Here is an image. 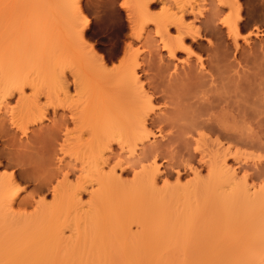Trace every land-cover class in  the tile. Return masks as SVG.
<instances>
[{"label":"bare ground","instance_id":"obj_1","mask_svg":"<svg viewBox=\"0 0 264 264\" xmlns=\"http://www.w3.org/2000/svg\"><path fill=\"white\" fill-rule=\"evenodd\" d=\"M52 1L50 7L60 6V12L63 10L68 16L64 26L69 27L73 37L84 39V28L80 25L86 27L88 20L79 22L81 0H58V4ZM194 1L175 0V6L172 5L175 11L152 18V29L147 26L150 22L147 10L153 0L135 3L137 12L127 7L134 18L131 22L138 27L132 40L134 36L136 40L141 37L142 49L132 50L130 40L124 58L113 68L108 69L105 59L92 47L83 52L81 48H87V43L82 40L77 42L81 53L73 54L77 57L70 55L80 66L70 62V56L65 60V55H60L61 46V52L51 53L58 50L56 41L40 46L41 52L44 47L50 53H41L45 62L41 56L43 65L40 64L42 70L37 77L41 82L43 79L53 82L55 89L60 88L64 95L68 87L64 69L71 64L76 66L72 83L77 86L82 76L81 65L89 68L91 101L86 108L90 105L87 111L90 116L88 138L82 145L90 159L87 163L93 164L95 170L90 179L83 176L75 184H71L67 173L63 174V181L52 188L51 205L34 215L16 211L19 192L15 176L0 174V264H186L191 256L187 252L190 233L195 231L192 228L211 210L222 215L221 221L226 217L220 225L225 232H235L231 241L235 246L225 241L229 246L225 248H231L222 249L221 256L215 258L209 253L204 257L199 246L196 252L201 251V255L192 254L193 257L197 254L196 263L264 264V153L248 152H264V0H249L246 7H241L239 0ZM31 2L28 8L25 2L24 9H29ZM163 2L170 4V0ZM188 14L194 20L186 21ZM56 15V18L51 15V20L58 19L59 14ZM136 15L140 19L146 15V20L140 22ZM55 20L49 22L51 30L61 24ZM221 27H225L230 46ZM171 28L174 33L169 32ZM7 29L5 32L6 27L0 26L3 34H11L8 38L0 36V42L12 38V44L20 33L11 37L16 26ZM259 36L263 37L258 39ZM239 38L243 44H239ZM8 42L1 43L4 47L0 44V111L8 109V99L15 93L17 105L27 99L30 104L27 107H41L37 103L39 78L36 81L26 75L27 78L19 71L17 78L11 73L13 44L9 43L8 48ZM6 47L11 53L4 50ZM3 51L7 53L3 55ZM181 52L184 57H177ZM26 86L32 87L31 96L25 95ZM83 108L86 109L84 106L68 114L71 121L75 123L82 118ZM13 109L7 121L24 135L30 131V125L38 126L45 117L44 112H35L27 121L29 113ZM5 115L4 111L0 117L3 119ZM2 119L0 140L10 131ZM67 121L64 115L62 124L67 126ZM55 139L43 141L44 155L55 152ZM3 142L14 147L9 139ZM114 144L119 146L117 156H126V162L131 160L136 169L129 182L116 174L114 166H121V161L109 167L107 173L104 171L103 165L116 152ZM23 148L34 149L28 145ZM18 150H10L9 154L15 155L13 160L20 165V159L29 153ZM58 150H67L66 144L60 143ZM157 157L174 160L177 166H188L193 179L187 184L177 181L176 186L159 188ZM227 157L243 164L244 172L227 165ZM194 160L201 169H206L205 175L200 176L199 167L192 164ZM93 180L96 187L90 190V200L83 205L81 194L87 189L85 183L92 184ZM41 202L38 200L36 206H44ZM133 224L140 230L132 232ZM227 255L231 261L223 260V256L229 259Z\"/></svg>","mask_w":264,"mask_h":264},{"label":"rangeland","instance_id":"obj_2","mask_svg":"<svg viewBox=\"0 0 264 264\" xmlns=\"http://www.w3.org/2000/svg\"><path fill=\"white\" fill-rule=\"evenodd\" d=\"M21 1H23V0H0V20H1L0 26L3 25V27H6L5 32H7V30H8L7 27H12V26L14 27V25H15L16 29L15 30L13 29L14 32H12L11 37L16 36L19 33L21 34V35L19 34V37H18V35L16 36L17 41L15 40V42H12L13 45L10 42V40H12V38L9 39V42H8V39H7V41H5L6 39H3L2 42H0V44L2 43L4 45H6V42H8V44H7L8 48L11 47V46L9 47V43L13 46V48H11L12 50L10 49L11 51H13L11 54L13 60H12V62H9V63H12V65H14V67H16V69H14V67L11 65L12 68H10V69L14 70L13 72L11 71V73L14 74L13 75L14 77L19 78L20 77L19 74L21 72V74H23V75L25 74V76L29 75L30 78H32V79L39 78V77H37L38 73L40 74L41 73L40 70H42V69H40V64H42L41 63V56L43 55L41 53H43V52L46 53L47 51L45 52L46 48H44V47H46V44L48 45V43L53 42V41L57 42V43L54 42V44L58 47V50L56 52V50L53 49V50H51V53L53 51V53L57 54L59 51V48H60L59 46H61L60 50H62V48H63L64 51L62 50L63 54H60V55H62V56L65 55L64 59L65 58L70 59L67 57L70 56L71 54L72 55L73 54L78 55L79 53H81L82 49L84 52L85 50L88 51L90 49V47H92L91 49H93V51L96 50L95 52H97L99 56H102L103 60L105 59V61L107 62L106 67L108 66L107 67L108 69L113 68L114 66L119 64L120 60L124 58L123 57V55L125 53L124 49L126 47H128L129 45L131 46V49L132 48L137 49L136 47H139V50L142 49L141 43H139V41L142 40L141 37H140V39L136 40L137 38H136V36H134L136 39L133 38L134 41L132 40V37H133L132 33L136 34V30L138 27H137V25L134 24V22H131L134 18L132 19L133 15L131 16V14L130 15L128 14L129 10L127 11V7H130L131 9H134V11L137 12V10L135 9V3H138V2L142 3L145 0H81V3H80L81 19L79 20V22L80 21L83 22L85 20H88V25L86 27H83L82 26L83 24L80 25V27L84 28L83 33H82V35L84 36L83 37L84 39H81V40L85 41L87 43L86 44L84 42L87 45L88 49L87 48H81L80 51L78 48H80L81 46L79 44H77V42L80 43L81 40L75 39L73 37V35L71 34V31H69V27L66 28L64 26L65 23H67L66 21H67L68 16L66 15V13L63 10H62V12H60L61 11L60 6H57V7H59V8H57V7H54L53 5H51V4H53V3H51L50 4L51 7L53 6L51 8L49 6V2L52 0H50L49 2H48V0H26V1H23L24 4H25V2L27 3V4H25V5H27L25 7L24 4H21ZM57 1L58 0H56L55 2H57ZM174 1L175 0H170V4H165V5H163L164 2L162 3V0H153V2H150L149 6H148V10H147L149 12V13L147 12L149 15V17L147 15V19L149 18L148 21L150 20V22L147 24V26L152 29L153 24H154L152 18H154V17L157 18V17H160L162 15L170 14L173 11H175V8L173 9V6H172V5L175 6L174 3H176V2H174ZM193 1L194 0H192V2ZM197 1H194V3L195 2L198 3ZM239 1H240L239 5H241V7H246L247 4L249 3V0H239ZM28 2H31L30 8H32V9L29 8L26 10V9H24V7L25 8L29 7ZM104 3H106L107 5ZM166 3H169V2H166ZM31 4H33V5H31ZM57 4H58V2H57ZM34 6H35V8L33 9ZM48 6L51 9L48 8ZM52 9L56 10L57 11L56 13L59 14L58 19H56V20L52 19V20H55V21L59 20V23H61L59 25L58 22H56L58 24L56 26V28H57L56 30L54 28H53L54 30H51L52 25L49 23V22H52L51 15H53L52 17H54V15H56V13L53 14ZM223 9L225 11L228 10L227 6L223 7ZM56 16L54 18H56ZM80 16H79V18H80ZM138 16L136 15V18H139ZM144 16H146V15H144ZM144 16H143V18H145L144 20H143V18H141L142 20L139 18L140 20L137 19V21L138 20L140 22L145 21L146 17H144ZM193 17L194 16H192V14H188L185 16V19H186V21L187 20L192 21ZM21 22H23V25ZM48 27H51V29ZM58 27H60V29H58ZM80 27L78 29H80ZM13 30H11V31H13ZM221 31L224 35L223 37L225 38L226 37V33L224 32L225 27H221ZM3 32H4V28H3ZM9 32H10V29H9ZM21 32H23V33H21ZM169 32L174 33L175 31L173 28H171ZM9 34L4 33L3 35H5V36H3V35H0V36H2L4 38H6V37L8 38ZM143 36H144V34H143ZM262 37L263 36H259L258 39L262 38ZM252 38L256 39L255 36H252ZM130 40H131V43L128 45ZM13 41H14V39H13ZM43 41H45V43H42ZM189 41H190V39L186 40V43H188ZM226 41L228 42V44H229V42L231 43V40L229 38L226 39ZM58 42L60 43V45L58 44ZM140 42H142V41H140ZM238 42H239V44H243L242 38H239ZM202 43L206 44V41L203 40ZM42 44L44 45V47H42L44 51L42 50V52H41L40 46ZM85 44H83V45H85ZM231 44H229V46ZM15 45H16V47H15ZM78 45L80 47H78ZM48 46H47V48H48ZM52 46H54V45H52ZM232 47L233 46H231V48ZM14 48H15V51H17L19 53L15 52L13 50ZM1 49L3 50V48H1ZM4 50L10 52V50L7 49V47H6V49L4 48ZM48 50H49V48H48ZM232 50H233V48H232ZM6 51H3L2 54L4 55V52L7 53ZM14 52H15V54H14ZM59 52H61V51H59ZM47 53H50V51ZM183 53L184 52L178 53L177 57H179V58L184 57ZM14 55L16 56L15 58H14ZM45 55H44V58H45ZM77 55L76 56L73 55V57H77ZM49 56H52V54ZM73 57H71L72 59H70V62H73L76 59L75 58L73 60ZM47 58L49 59L50 57H46V59ZM42 60H43V56H42ZM44 62L45 61L43 60V64H44ZM74 62H75L74 64L76 66L77 65L80 66V64L77 61H74ZM74 64H71L64 69L65 74H67L65 76H67V80H68V82H67L68 87H67V94L66 95L61 93V89L59 87H58L59 88L58 90H57V87L55 89L54 85H52L53 84L52 81H51L52 84L50 83V81L48 82V80H46V79H43L44 81L41 82V80L39 78L38 79L39 83L36 79L35 80L37 81V84H38L37 85V91H38V93H37L38 94V96H37L38 102L37 103L41 107H37L36 109L34 108L35 106L32 107V105H31V107H27L26 104H28V101H26L27 99H23V102H21L22 100L20 101L21 102L20 106H22V103L24 104L23 107L21 108L19 106V104L17 105L18 94L15 93L14 96H12V97H10V99H8L7 108L9 110L8 109H6V110L2 109L0 111V115H2V113L4 114V111L6 113V115L3 119H5L6 116L8 115L6 120H3L2 117H0V118L4 122L7 123L6 127L8 126V128L10 129L8 135L0 140V174L15 176L16 188L18 189L17 192H19L17 194L18 196L16 197V203L17 202H19V203H18V205H16V203H15V205L17 206L16 211L20 212L21 215H25V214L26 215H34L35 213L39 212L40 210L46 209L47 206L49 207V205H51V203L53 202V189L52 188L58 186V184L61 181H63L62 180L63 174L67 173L69 176L68 178H70L71 184L72 183L75 184L78 181L77 178L85 176V177H87L86 179H88V178L90 179V177H89L91 175L90 173L94 172V170H95V167L93 166V164L87 163V162H89L90 159L87 157L88 152L85 151V149L83 148V145H82L83 143H85V140H87V138H88V121H89L88 119H89L90 113H87V111H88L90 105L88 106V109L86 107L88 104H90L88 102L91 101V99L89 98V96H91V92L89 93L90 90L88 88L89 83H91V80H89L90 79V75H89L90 71L88 74L87 70L89 68H87L86 66L83 67V65H81L82 66L81 67L82 68V74H81L82 76H81V79H80L78 85L74 86V84L72 83V80H73L72 72L76 68V66ZM18 71H19V74H17ZM14 72H16V73H14ZM87 74L89 76H87ZM139 74H141V72ZM26 77L28 78V76H26ZM45 80H46V82H45ZM49 80H52V79H49ZM24 91H25L26 96L27 95L31 96L33 93L32 87H30V86H26ZM28 99H31V97H29ZM24 100L26 101L25 103H24ZM28 105H30V104H28ZM84 106L86 109L83 108L85 110V113L82 116V118L75 123L73 121H71L68 114H71V111H74V112L79 111ZM11 109H13V111L23 110L22 112L29 113L30 115H29V119H27V121H30L32 114L35 112L36 113L44 112L45 117L41 120V123H39L38 126L30 125V128H29L30 131H28L27 134L24 135L15 126H12V124L9 123L10 121H7L9 114H10L9 111ZM64 115H65L66 119L68 118V121L66 124L67 126H64L61 122L62 117H64ZM61 124H62V127L60 128ZM58 127L61 130H58L59 129ZM50 137L56 138L55 139L56 141H54L55 152H52V153L50 152L48 154L46 153L44 155L42 153V150L45 149L43 147V141L48 140ZM5 139H9L14 144V147H11L10 145L7 146L3 142V140H5ZM60 143L61 144L65 143L67 150H65V151L58 150V145ZM22 144L34 147V149H32V150L31 149L28 150L27 148L25 149V148H23ZM113 148H114L113 149L114 152L115 151L116 152L114 153V155H111L112 157H111V159L109 158L108 163H106L107 165L106 164L103 165L104 171L106 170L105 172L107 173V171H109L108 170L109 167H111L115 162L117 163L118 161H121V163H122L121 166H116V167L114 166L116 174H119L118 176H120V179H122L125 182L131 181L133 178V172H135L134 171L135 168H134L133 164H132V166L130 164L131 160L130 161L128 160V162H126L127 158L124 159V157H126V156H123V158H122V156H119V155H118L119 157L117 156L116 153L120 152V151H118L119 146H116V144H114ZM13 149H17V150L20 149L21 151H25V152L29 153L28 154L29 156H25V157H23V159H20L21 160L20 165L15 164L16 162L13 160V159H15V155L9 154V151L13 150ZM20 150H18V151H20ZM82 150H84L85 152L83 153ZM248 152H251L252 154H255V155L264 153L261 150L258 152L257 151L254 152V150L253 151L249 150ZM195 160H197V159H195ZM195 160L192 162V164L193 165L195 164V166L199 167L198 170L200 171V176L202 174L205 175L206 169H201L198 161L195 162ZM226 160H227L226 161L227 165L231 164L232 167H234V168L236 167V169L238 168L237 170H241V172L243 170H245V168L244 169L242 168L243 164L240 165L234 157H227ZM156 161L158 162V169H159V171H158L159 172L158 173L159 174L158 175L159 176V180H158L159 181L158 182L159 188H160V186H165V185H168L169 187L173 186V185L176 186L175 183L177 181H179V183H181V185L185 184V183L187 184L188 181L193 179V171L191 169H189L188 166H186V167H183L181 165L177 166L175 163H173L174 160L169 161L167 158L163 159L161 157H157ZM236 163H238L239 165ZM240 166H241V168L239 169ZM91 177H92V175H91ZM93 179H94V177H93ZM67 181H69V180H67ZM256 181L259 182V179H256ZM88 182L85 183L87 189L85 191H83L81 194V197H82L81 201H83L82 202L83 205L85 202H86L85 204H87L88 201L90 200V190L95 189V187H96V184H94L95 183L94 180L92 181V184L88 183ZM177 184H178V182H177ZM38 200H41L42 201L41 203H44V206H40V208L37 207L36 202ZM220 212H221V210H220ZM221 217H222V215L220 216V213L216 214L215 211L211 210V211H208L206 214H203V216L200 217L201 218L200 220L197 218V220H199L198 223L195 220L197 225L194 224V225H196V228L194 229V226H193L192 230L193 231L195 230V231L193 234H192V232L190 233V235H192V237L190 236L191 239H190V241H188L189 242V249H188L189 252H187V253H190L191 256H188L190 254H187V256L191 260L189 259L186 264H193V263L195 264L197 262V260H198V258L196 257L197 254L199 255V253H200V255H201V251L199 253H198V251L196 252V250H200V249H198V248H200L199 246H201V250L204 251V254L202 252L204 257H206L205 255H208V253H209V254H212V257L215 258V257L221 256L222 249H224L226 246H228L229 244L233 245V244H231L232 243L231 241H233L235 239V235H234L235 232H232L233 230H231V231L229 230L227 232H225L223 230L224 226L222 224L220 225V223H223L224 222L223 220L226 217L222 220L223 222L220 220V219H222ZM225 224L227 225V223H225ZM232 228H235V227L233 226ZM139 230H140V228L137 227L135 224L132 225V227H131L132 232H137ZM223 232L225 233V235H223L224 234ZM66 234H68L67 229H66ZM241 235H243V234H241ZM237 237H238V239L240 238L239 235H237ZM238 239L236 238V240H238ZM225 241L228 243V245ZM240 241H244V240L241 239ZM220 244H222V245H220ZM233 246H235V244ZM230 248H228V249H230ZM228 249L225 248V250H228ZM209 251H212V252L210 253ZM194 252L197 254L193 257ZM227 256H229V255H227ZM223 257H224V259H223L224 261H231L230 256H229L230 260L228 258H225V256H223ZM194 258H197V260H195ZM231 258H232V256H231ZM193 259L195 260V262H193Z\"/></svg>","mask_w":264,"mask_h":264}]
</instances>
